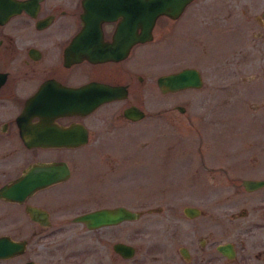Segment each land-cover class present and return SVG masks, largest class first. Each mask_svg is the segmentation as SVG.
Segmentation results:
<instances>
[{"label": "flooded vegetation", "instance_id": "flooded-vegetation-1", "mask_svg": "<svg viewBox=\"0 0 264 264\" xmlns=\"http://www.w3.org/2000/svg\"><path fill=\"white\" fill-rule=\"evenodd\" d=\"M226 1L166 0L170 12L155 18L152 37L156 24L167 22L174 31H191L195 12L208 15L201 23L206 35L228 31L225 19L248 8L242 0H228L231 8L220 15ZM158 2L162 8L163 0ZM144 6V0H0V264H131L136 220L141 224L133 234L145 247L134 264H264V183L244 184L264 180V168L222 162L218 184H200L196 193L174 190L169 209H132L130 190L90 183L106 179L87 177L74 162L77 149L97 140L106 123L124 126L168 110L157 105L148 112L146 69L128 61L131 50L145 43L133 44L118 59L85 56L113 47L115 31L130 25L132 10L139 13ZM254 14L252 26L264 28V6ZM176 60L184 65L156 79L195 68L184 56ZM108 87L123 89L111 96ZM81 91L90 92L87 102L95 91L111 98L85 111ZM128 108L137 109L140 118H129ZM173 109L185 111L182 105ZM116 207L136 217L96 227L82 219ZM151 212L170 215L142 218ZM116 244L132 248V255L124 248L126 256L121 255Z\"/></svg>", "mask_w": 264, "mask_h": 264}, {"label": "rangeland", "instance_id": "rangeland-1", "mask_svg": "<svg viewBox=\"0 0 264 264\" xmlns=\"http://www.w3.org/2000/svg\"><path fill=\"white\" fill-rule=\"evenodd\" d=\"M226 3L220 15L231 8L228 0ZM242 3L248 12L225 19L228 31L206 35L201 23L208 15L195 12L191 31H174L171 22L156 24L152 40L131 50L130 64L146 69L148 112L157 105L168 110L124 126H101L98 139L77 149L74 159L87 177L91 174L106 179L90 183L110 182L116 191L130 190L132 209L146 205L169 209L166 206L171 205L174 190L195 192L200 184H218L216 169L222 162L237 161L244 169L264 168V28L251 23L264 0ZM211 14L216 18L217 11ZM183 25L179 22L177 27ZM182 56L199 70L202 86L160 93L156 77L184 65L176 62ZM174 105H182L184 113H177ZM206 167L214 170L207 171ZM165 215L170 214L151 212L142 218ZM139 224L140 220L131 222L135 259L143 257L145 247L144 239L133 234Z\"/></svg>", "mask_w": 264, "mask_h": 264}, {"label": "water", "instance_id": "water-1", "mask_svg": "<svg viewBox=\"0 0 264 264\" xmlns=\"http://www.w3.org/2000/svg\"><path fill=\"white\" fill-rule=\"evenodd\" d=\"M132 1V0H131ZM143 1V0H142ZM145 1V11L141 10L139 13H134L133 10L131 12L130 25L125 23V25H121L115 31V37H113V47L104 46V49L98 52V54L92 53L90 51L85 53V56L88 58H92L94 60H105V59H118L124 56L125 53L128 52L129 48L135 43H143L148 42L152 39V28L154 25L155 18L163 13L169 14L170 9L167 10L165 2L163 0L162 8L159 7V0H144ZM171 17L173 15H170ZM139 29V32L137 31ZM202 85V80L199 72L195 68H185L175 73H168L159 76L156 79V86L161 93L167 92H177L178 90L185 88H200ZM102 86H100L101 88ZM105 88L106 87H102ZM123 87H108L110 91L108 95L114 94V91L122 90ZM80 95L83 97L82 106L85 111H90L96 108L103 100H110L111 97L108 96L107 99H102L101 92H93V99H90L88 102L84 100L90 96V92L81 91ZM124 113L131 118L132 120H138L140 118V112L135 108H128L124 111ZM264 180L260 181H252L247 180L244 181L245 185H260L263 184ZM136 217L134 212L126 211L120 207H116L114 209H100L94 211L92 213L84 215L82 217L83 220L87 222L90 226H100L102 224H114L120 221L123 218L133 219ZM127 250L128 254L132 255L133 249L124 247L116 244L115 249L121 255L126 256L123 252ZM129 256V255H127Z\"/></svg>", "mask_w": 264, "mask_h": 264}]
</instances>
